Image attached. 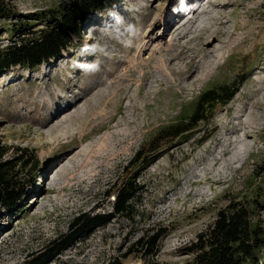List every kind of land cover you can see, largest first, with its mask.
<instances>
[{
    "label": "rangeland",
    "instance_id": "rangeland-1",
    "mask_svg": "<svg viewBox=\"0 0 264 264\" xmlns=\"http://www.w3.org/2000/svg\"><path fill=\"white\" fill-rule=\"evenodd\" d=\"M71 1L12 0L17 14L44 13L50 21ZM178 1L103 0L86 13L60 57L32 69L16 65L0 72V145L7 149L2 162L10 161L9 173L23 188L18 208L1 210L0 264H34L55 238L67 234L78 214L109 212L114 194L106 191L133 176L140 189L129 218L116 216L37 264H193L191 249L199 234L232 204L250 211L264 238V94L255 95L257 81H264V0H204L206 7L223 5L213 13L224 16L223 35L210 47L219 54L203 61L194 56L197 46L188 45L172 69H185L192 59L191 75L180 84L168 71L162 76L157 71L164 54H156L146 67L151 54L139 53L144 29ZM189 11L182 18H189ZM113 13L123 18L121 23ZM16 21L0 19V48L16 40L8 30ZM32 22L31 30L45 27ZM129 24L140 31H129ZM173 30L158 38V24L147 48L165 47ZM73 61L98 62L100 71L84 72ZM146 70L163 82L141 81ZM223 86L237 88L227 104H215L209 119L149 151L163 129L191 118L203 92ZM51 93L62 96L60 103L78 99L44 119L46 110L39 106L55 105ZM103 122L108 125L92 131ZM238 124L253 131L240 147L232 143L237 133L229 131ZM139 151L145 161L124 169ZM155 229L163 232L153 254L134 249L126 255L138 238ZM258 264H264V246Z\"/></svg>",
    "mask_w": 264,
    "mask_h": 264
},
{
    "label": "trees",
    "instance_id": "trees-1",
    "mask_svg": "<svg viewBox=\"0 0 264 264\" xmlns=\"http://www.w3.org/2000/svg\"><path fill=\"white\" fill-rule=\"evenodd\" d=\"M102 1L72 0L57 18L50 21L44 13H31L28 16L17 14L12 0L11 2L0 0V19L17 20L8 28L10 34L16 36V40L0 48V72L16 65L32 69L43 62L60 57L61 52L70 45L71 37L78 31L86 13L98 9ZM97 4L99 7H95ZM32 21L41 22L45 27L31 30ZM236 91L237 88L234 86H223L203 92L197 100L195 113L191 118L187 122H180L163 129L151 142L149 151L151 153L158 151L159 141H173L194 128L200 120L209 119L215 104H227ZM205 140L206 138L203 137L200 143ZM6 153L5 146L0 145V215L1 210L17 209L23 198V188L9 173L10 161L2 162ZM143 153V151L137 152L124 169L145 161ZM136 180L137 177L133 176L131 179L114 183L113 189L106 191L107 196L114 194L109 212L78 214L69 223L67 234L55 238L50 248L37 255L32 260L33 263L47 261L82 235L108 224L116 216L129 218L133 209L132 200L140 189ZM162 232V229H155L150 234H143L133 243L126 255L134 249L142 250L145 255L153 254ZM263 246L262 227L252 223L250 211L246 207L232 204L226 210L219 211L209 229L199 234L197 242L191 249L195 253L193 264H258V255Z\"/></svg>",
    "mask_w": 264,
    "mask_h": 264
},
{
    "label": "bare ground",
    "instance_id": "bare-ground-1",
    "mask_svg": "<svg viewBox=\"0 0 264 264\" xmlns=\"http://www.w3.org/2000/svg\"><path fill=\"white\" fill-rule=\"evenodd\" d=\"M203 1L204 0H185V1L179 0L178 2H175L172 5V7H171L172 9L169 10L167 13H165L161 17V19H155L154 21L151 22L150 26L148 25L144 29V31H143L144 35L141 37V40L143 42L141 44L139 53L142 50H145V51H148V54H151V56L148 57V62L143 63V65H145L146 67L150 66L149 63L153 62L156 54L157 55L160 54V56H161V54H164L166 56V58L160 60L161 66L157 67L158 68L157 71L161 72L160 76H162L164 73H166L168 71L169 75L174 77L175 82L180 84L183 81H185L186 79H188V75L189 76L191 75V71L189 69L194 67V64L192 63V59L188 63L187 68H185V69L183 68L182 70L180 69V70H175V71H173L172 69H174L173 68L174 64L176 63V61H178L181 58L183 50L186 49L188 47V45L194 43L197 46V50H196L194 56L199 58L200 60L206 61L207 59H212L215 56V54L217 55L218 50L217 49L211 50L210 47L212 44L220 41V37L223 35L222 26L224 24V16L214 17L213 13H214V10H216L217 8L218 9L222 8L223 5L218 4V3L217 4L209 3L208 6L206 7V6L202 5ZM186 9L190 10L188 13V15L190 17L185 19V17L182 18V14L186 11ZM118 10H119V8H118ZM133 11H136V10L133 9ZM215 14H217V13L215 12ZM99 19H100L99 21L101 22V24H103V23L108 24V22L105 18H99ZM175 20H176V22H175ZM158 24H160V28L162 29V31H160V33L158 35V38H162L163 34L166 31H170L172 29H174L173 35L171 36V38L169 40L170 43L165 45V47H162V46L161 47H158V46L154 47V45H153V47L155 49L149 50V48L151 46H149L147 48V45L150 42L149 41L150 38H148V36H150L152 34L153 29L156 26H158ZM94 31L95 30H93V32ZM146 39H148V40H146ZM181 40H185L186 41L185 44L184 43L182 44L181 42H183V41H181ZM138 44H139V42H138ZM149 45H151V44L149 43ZM246 50H248V49H246ZM216 60H217V58H216ZM212 65H214V64L212 63ZM41 72L42 73H41L40 78H44L47 76L45 69H42ZM141 74H142L140 76L141 81L142 80L145 81L148 78H153L152 81L161 84L164 80L163 77L156 78L154 76L153 72H150V71H147L146 73L143 72ZM140 85H141V83H140ZM140 85H139V88L141 89ZM257 85H258V87L255 90L256 91L255 95L264 94V81L263 80L257 81ZM51 94H52L51 98H52L53 102L55 103V105L54 106H48V103L43 102L39 106V109H45L46 110V112H45L46 117H44V119L50 120V118L54 115V113L56 111L60 110L63 107H66V106L68 108V106H70V104H73V103L75 104L76 100L78 99L77 98L76 100H73V101L60 103L58 100L62 96L60 94H56V93H51ZM119 97L120 98H118L117 104H116V111L117 112H119L121 110V106L119 104V102L121 101V96H119ZM256 104L258 105L259 103H256ZM252 106H255V104H252ZM246 109H247V107L244 106L242 108V110H239L237 112V115H235V116L238 117L239 112H245ZM257 109H258V107H257ZM253 117H255V116H253ZM106 122H108V121H106ZM106 122L101 123V125L99 124L92 131H94L95 129L97 131V130H100V128H102L104 126H107L108 123H106ZM229 131H231L230 132L231 134L237 133V136L235 139L232 140V143L239 145V147L245 145L244 142L247 141L248 137L250 136L249 133L253 132L251 125L245 126V125H240V124H238L236 127H230ZM225 140H226V138H225ZM56 175H57V172L52 177L53 180L56 177ZM215 179L214 180L212 179V182H214ZM37 199H38V197H37Z\"/></svg>",
    "mask_w": 264,
    "mask_h": 264
},
{
    "label": "clouds",
    "instance_id": "clouds-1",
    "mask_svg": "<svg viewBox=\"0 0 264 264\" xmlns=\"http://www.w3.org/2000/svg\"><path fill=\"white\" fill-rule=\"evenodd\" d=\"M113 15L116 16V20H117V23H121L123 18L116 15L115 13H113ZM128 30L129 31H140V29L138 27H134L133 25L129 24L128 25ZM96 50V46L93 45L92 48H91V51H95ZM73 65L77 68H81L84 70V72H87V73H96V72H99L100 71V68H99V64L98 62H92V63H87V64H79V63H76L75 61H73Z\"/></svg>",
    "mask_w": 264,
    "mask_h": 264
}]
</instances>
